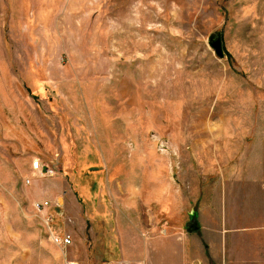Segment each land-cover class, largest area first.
Masks as SVG:
<instances>
[{"label": "rangeland", "instance_id": "obj_1", "mask_svg": "<svg viewBox=\"0 0 264 264\" xmlns=\"http://www.w3.org/2000/svg\"><path fill=\"white\" fill-rule=\"evenodd\" d=\"M219 192L264 256V0H0V264H180Z\"/></svg>", "mask_w": 264, "mask_h": 264}, {"label": "crops", "instance_id": "obj_2", "mask_svg": "<svg viewBox=\"0 0 264 264\" xmlns=\"http://www.w3.org/2000/svg\"><path fill=\"white\" fill-rule=\"evenodd\" d=\"M224 195L222 196L220 192L217 196L207 195L204 214L206 221L205 243L191 235L185 238L186 241H180L186 243L185 256L180 264H264V256H261L260 253L262 245H256L253 236L250 244H246L240 231L244 229L240 220V207L243 204L240 201L241 198L232 196L231 204L226 209L224 206L227 199L224 198ZM241 200L244 201V199ZM66 210L70 211L69 204ZM144 254L149 264H153L150 247L147 246V253Z\"/></svg>", "mask_w": 264, "mask_h": 264}, {"label": "built area", "instance_id": "obj_3", "mask_svg": "<svg viewBox=\"0 0 264 264\" xmlns=\"http://www.w3.org/2000/svg\"><path fill=\"white\" fill-rule=\"evenodd\" d=\"M32 170L34 172L33 177L36 176H45V177H54L57 175L58 170L55 168L54 163L52 165L45 164L41 160L36 159L33 161ZM30 183L31 179L27 180ZM36 211L40 214L42 218V222L44 223L45 227L47 228L51 241L58 247L61 248L62 251H66L69 247L73 245V238L70 234L66 232H57L53 228V224L55 221V216L50 212L51 210V202L50 201H39L34 204ZM65 261L66 264H75L74 262L68 261L67 255L65 253ZM105 264H147L145 261H108Z\"/></svg>", "mask_w": 264, "mask_h": 264}, {"label": "water", "instance_id": "obj_4", "mask_svg": "<svg viewBox=\"0 0 264 264\" xmlns=\"http://www.w3.org/2000/svg\"><path fill=\"white\" fill-rule=\"evenodd\" d=\"M209 42H210L211 46L213 47L217 56L219 58H223L224 52H223V43H222L221 37L213 35L210 37ZM198 228H199V226L197 225V223H195L192 225L191 230H197Z\"/></svg>", "mask_w": 264, "mask_h": 264}]
</instances>
